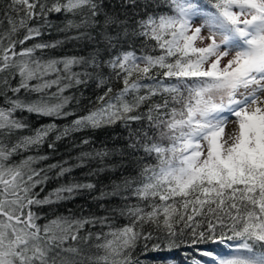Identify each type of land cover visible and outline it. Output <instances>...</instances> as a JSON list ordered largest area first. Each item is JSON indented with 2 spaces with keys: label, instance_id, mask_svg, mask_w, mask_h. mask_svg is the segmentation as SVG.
<instances>
[{
  "label": "snow or ice",
  "instance_id": "1",
  "mask_svg": "<svg viewBox=\"0 0 264 264\" xmlns=\"http://www.w3.org/2000/svg\"><path fill=\"white\" fill-rule=\"evenodd\" d=\"M156 6L136 18L103 0L0 4V264H180L159 254L186 245L185 264H264V0ZM69 42L90 51L45 55ZM89 86L100 94L80 112L70 90ZM116 124L125 144L97 145L90 133ZM62 141L70 160L28 154ZM125 157L138 171L93 197L104 215L40 223L45 206L97 190L76 169L99 178ZM51 179L63 182L41 197Z\"/></svg>",
  "mask_w": 264,
  "mask_h": 264
},
{
  "label": "trees",
  "instance_id": "2",
  "mask_svg": "<svg viewBox=\"0 0 264 264\" xmlns=\"http://www.w3.org/2000/svg\"><path fill=\"white\" fill-rule=\"evenodd\" d=\"M6 3V0H0V4ZM158 0H137L136 5H131L126 2V0H103L104 10L110 13L114 12L120 15L121 17L124 16H132L133 13H136V18L142 17L146 12L151 13L154 11H166V8L163 6L157 7ZM3 16V11L0 10V17ZM55 23H61L63 20L62 16L54 15L52 17ZM7 27V21L4 24ZM63 33H57L53 31L51 36H45L44 39H61L63 38ZM29 46L32 43L31 41L28 42ZM90 49L88 47H84L82 45L76 44L75 42H69L64 45L61 49L49 50L45 53L48 56H58L64 54H82L87 55ZM71 92H75L77 98L80 100V105L76 106L77 110L82 112L86 108H91L94 106L93 103L95 101L96 95L100 94V90L96 89L92 86L87 88H81L79 91L76 89L70 90ZM83 93L81 95L80 93ZM33 124L38 126L39 124L47 123L46 119H38L32 118ZM93 137L95 143L99 144H107L109 146H123L126 142V138L128 135L127 130L121 125L116 124L110 127H101L100 129L90 133ZM78 149H74L69 141H62L57 144L56 149L50 150L45 144L43 147L39 149V152H32L28 154L33 155H47L49 159L41 161L37 167H46L49 164L56 163L58 161L63 160H70L71 157H74L77 153ZM138 157H125L123 158V167H118L117 170L113 173H106L99 178L94 177H86L87 169H76L73 175L78 179H89L93 182L97 183V190L93 192H83L79 195L75 200L68 201L65 203L60 204H53L50 206H45L43 209L44 219L40 221V223L47 222L48 219L54 218L55 215L60 213H65L66 209H71L73 212L84 215L95 214L98 216H102L105 214V209L108 205V201L104 200H96L93 197L99 195V190L104 189L107 191V185L110 183L111 180L119 178L121 175L128 176V175H135L138 171L139 165L136 163ZM62 180L51 179L48 181L46 186L44 187V191L40 193L41 197L47 195L53 189L59 186L62 183ZM39 191V189H37ZM111 203L113 206L115 205L116 201L112 200ZM104 204L105 207L102 208L100 205ZM117 223H123V220L118 221ZM232 243H235L233 241ZM181 248L179 250H175L171 253H160L161 257L163 256H170L175 258L180 264H185V256L183 252L185 248ZM208 247L215 250L217 253H224L227 250H230L226 245H220L218 243L211 244ZM156 255V254H153ZM207 260L208 258H204ZM187 264H191L190 261Z\"/></svg>",
  "mask_w": 264,
  "mask_h": 264
},
{
  "label": "rangeland",
  "instance_id": "3",
  "mask_svg": "<svg viewBox=\"0 0 264 264\" xmlns=\"http://www.w3.org/2000/svg\"><path fill=\"white\" fill-rule=\"evenodd\" d=\"M203 23V20L202 19H197V21H196V24H197V26H199L200 24H202ZM229 252H230V250H227V251H225L224 253H219V254H221V255H228L229 254Z\"/></svg>",
  "mask_w": 264,
  "mask_h": 264
}]
</instances>
